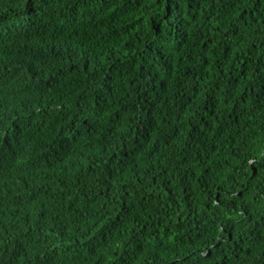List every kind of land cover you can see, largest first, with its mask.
Masks as SVG:
<instances>
[{
  "label": "trees",
  "instance_id": "16d2710c",
  "mask_svg": "<svg viewBox=\"0 0 264 264\" xmlns=\"http://www.w3.org/2000/svg\"><path fill=\"white\" fill-rule=\"evenodd\" d=\"M0 264H264V0H0Z\"/></svg>",
  "mask_w": 264,
  "mask_h": 264
}]
</instances>
